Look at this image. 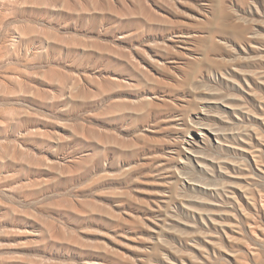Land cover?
Wrapping results in <instances>:
<instances>
[{
	"label": "rangeland",
	"instance_id": "1",
	"mask_svg": "<svg viewBox=\"0 0 264 264\" xmlns=\"http://www.w3.org/2000/svg\"><path fill=\"white\" fill-rule=\"evenodd\" d=\"M0 264H264V0H0Z\"/></svg>",
	"mask_w": 264,
	"mask_h": 264
}]
</instances>
